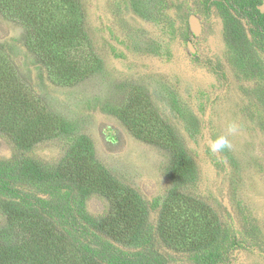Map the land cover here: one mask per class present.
<instances>
[{"label":"rangeland","instance_id":"374dc122","mask_svg":"<svg viewBox=\"0 0 264 264\" xmlns=\"http://www.w3.org/2000/svg\"><path fill=\"white\" fill-rule=\"evenodd\" d=\"M247 1L259 19L243 20L254 47L252 59L226 40L225 15L232 11L225 0H84L86 49L101 65L75 85L54 82L25 45L22 26L0 17V46L10 41L6 47L19 74L73 131L91 138L96 161L117 182L136 188L154 209L172 189L181 188L201 196L231 225L239 226V209L258 225L261 245L235 250L229 264H264V0ZM193 13L203 24L198 37L189 30ZM134 91L142 93V104L152 122L160 123V133L178 142L179 147H171L189 153L195 176L177 177L169 166L174 150L141 140L115 114ZM229 121L238 126L229 137L231 150L211 155L209 141L224 133ZM68 141L61 135L39 143L32 155L57 162ZM10 151L0 138V156ZM107 206V200L92 197L85 210L96 215ZM189 218L184 213L176 224L193 228L197 222ZM199 220L205 222L201 215ZM0 233L6 243L15 239L1 212ZM63 256L60 264H78L71 252Z\"/></svg>","mask_w":264,"mask_h":264},{"label":"trees","instance_id":"16d2710c","mask_svg":"<svg viewBox=\"0 0 264 264\" xmlns=\"http://www.w3.org/2000/svg\"><path fill=\"white\" fill-rule=\"evenodd\" d=\"M225 1L232 11L225 15L226 40L252 59L243 20L259 23L258 11L247 0ZM0 17L22 26L28 50L57 84L75 85L100 69L101 61L86 49L84 0H0ZM6 46H0V138L11 154L0 156V212L15 239L6 243L0 233V264H60L67 251L78 264H229L235 250L261 245L260 228L240 209L236 227L219 219L201 196L181 188L154 209L136 188L117 182L96 161L91 138L47 107ZM142 101V93L134 91L115 114L141 140L179 147L160 133ZM61 135L69 141L60 160L32 155L39 143ZM172 149L169 166L177 177L195 176L189 153ZM92 197L108 201L105 211L85 210ZM184 213L197 222L193 228L176 224Z\"/></svg>","mask_w":264,"mask_h":264},{"label":"clouds","instance_id":"9594fccd","mask_svg":"<svg viewBox=\"0 0 264 264\" xmlns=\"http://www.w3.org/2000/svg\"><path fill=\"white\" fill-rule=\"evenodd\" d=\"M224 133L215 135L208 143L207 150L211 155L220 156L231 150L232 142L229 139L231 135L238 131V126L234 121H229L226 124ZM223 163V160H220Z\"/></svg>","mask_w":264,"mask_h":264},{"label":"water","instance_id":"95a60500","mask_svg":"<svg viewBox=\"0 0 264 264\" xmlns=\"http://www.w3.org/2000/svg\"><path fill=\"white\" fill-rule=\"evenodd\" d=\"M189 25L193 34L198 37L202 34L203 24L197 14L193 13L189 17ZM188 48L191 52H195L196 48L194 47L191 41L188 42Z\"/></svg>","mask_w":264,"mask_h":264},{"label":"flooded vegetation","instance_id":"af4514ba","mask_svg":"<svg viewBox=\"0 0 264 264\" xmlns=\"http://www.w3.org/2000/svg\"><path fill=\"white\" fill-rule=\"evenodd\" d=\"M189 27H190V25H189ZM191 30V29H190ZM193 33V32H192ZM191 53H194V52H191Z\"/></svg>","mask_w":264,"mask_h":264}]
</instances>
